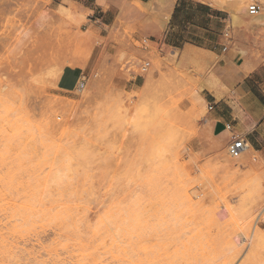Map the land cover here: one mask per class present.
<instances>
[{
    "label": "rangeland",
    "instance_id": "1",
    "mask_svg": "<svg viewBox=\"0 0 264 264\" xmlns=\"http://www.w3.org/2000/svg\"><path fill=\"white\" fill-rule=\"evenodd\" d=\"M87 1L0 0V204L15 209L30 242L34 227H44L38 263L20 254L3 264L44 263L53 248L110 263L129 246L172 254L185 238L205 255L203 264L244 263L245 245L230 252L227 242L241 233L246 212L264 206V159L258 152L257 168L229 169L227 146L215 136L219 105L207 110L218 103L212 67L158 43L165 0H98L106 13L80 18L82 5L97 0ZM221 16L231 39L226 52L219 43L220 53L264 71V30ZM66 66L81 68L84 94L58 88ZM185 191L190 208L175 199ZM151 203L160 215L155 208L142 214L141 226L170 230L130 242L131 214ZM256 226L264 237L263 217ZM253 259L246 264H264V245Z\"/></svg>",
    "mask_w": 264,
    "mask_h": 264
},
{
    "label": "crops",
    "instance_id": "2",
    "mask_svg": "<svg viewBox=\"0 0 264 264\" xmlns=\"http://www.w3.org/2000/svg\"><path fill=\"white\" fill-rule=\"evenodd\" d=\"M65 1L78 5L88 3L87 0ZM98 9L106 13L97 0L93 8L82 5L80 14H94ZM221 12L198 1L176 0L167 13L168 23L162 29L157 25V32L160 33L158 43L171 49H188L187 53L197 55L210 64L214 85L212 96L218 100L214 104L219 105L220 112V116L214 118L218 124L215 136L229 140L232 133L226 130L225 125L231 124L234 134H243L251 148L261 153L264 159V71L255 69L257 62L238 65V61L220 53L218 45H223L222 35L226 28ZM88 61L83 62V65L87 66ZM253 65L255 67L251 69ZM79 70L80 67H64L57 81L58 88L70 91L75 87L77 79L82 75L76 73ZM71 77L75 79L70 81ZM206 89L208 87L204 85L197 93L202 105L200 93ZM221 109L226 110V113H222Z\"/></svg>",
    "mask_w": 264,
    "mask_h": 264
},
{
    "label": "bare ground",
    "instance_id": "3",
    "mask_svg": "<svg viewBox=\"0 0 264 264\" xmlns=\"http://www.w3.org/2000/svg\"><path fill=\"white\" fill-rule=\"evenodd\" d=\"M161 1H164V0H161ZM165 1H166L165 12L168 13L176 0H165ZM194 1L205 3V4L213 7L214 9L225 12L228 16V21L230 24H240L243 22V23H246V26L249 29H258V32H259V30L260 31L264 30V0H260L262 2L263 9L261 10V12L259 14H257V16H254V17L248 15L247 8L250 4H247V3H251V2L256 1V0H194ZM137 2L140 3L139 0H137ZM159 2L160 1L158 0L157 3H159ZM228 2H230L231 4H229ZM160 7H163V6H160ZM78 16L80 18L83 17V15H81V14H79ZM245 19H248V21H245ZM81 35H82V38H86L89 35V32L88 31L82 32ZM187 50L185 52H187ZM254 67H255V65L251 66L250 68L253 69ZM85 85H86V83H85ZM85 85L82 88L81 84H79V86H77V88L75 89V92L80 93V94H84ZM238 135H243V134H238ZM231 136H232V134L230 135V137ZM230 137H229V139H230ZM216 139H218L221 143L226 144V146H227L228 140H225L223 137H220V136H217ZM226 154H227V152H226ZM227 156L224 154L222 159L224 158L227 161ZM258 157H259L258 152L254 151V149H252L251 146L249 145V149L239 159L228 161V164H229L228 167H229V169H234L235 167H237L239 165L246 164V165L252 166L253 168H255V167L257 168V166L259 164H261ZM260 159H261V157H260ZM58 163H59V160H58ZM164 166L165 165L163 164V167ZM166 166H168V165H166ZM153 198L155 200H160L158 203H160L163 200V198L161 196H157V197H153ZM175 199H176V201L178 200L180 203L186 205L187 208H190L192 203H193L192 196H191V194H189L188 191H185L182 195L175 196ZM34 200H35V198H34ZM37 202L39 203V201H37ZM153 203H151V205L146 206L142 210V212L135 211V213L131 214L130 222H131L132 227H127V229L124 228L125 229L124 237L127 238L130 242L132 239H134L136 237L138 238L141 236H143V237L145 236V238H146L147 235L155 236L162 229H165V230L169 229L170 230L171 227H142L141 226L142 222H145L141 219L142 214H146L150 210L155 208V213L153 215L154 216L160 215L159 209H156V205L158 203H155V204H153ZM160 204H162V203H160ZM23 207L26 209H31L30 206H23ZM14 210L15 209L8 211L5 207H3V205L0 204V264H3L4 261H6V260L10 261L11 259H14L15 257H17V255L20 256V254H23L27 258H31L33 261H36V263H38L37 260L39 258H41V256H39V255L36 256L35 250L38 247L40 249H42L40 246L39 240H38V235H40L44 232V227L42 225H40L39 227H37L39 230L36 229V227H34L35 230H32V232L35 231V233H36L35 239H34V241L30 242V238H28V236H26L27 232L23 229V223H20L23 220H22V218L18 217L16 211H14ZM166 212H169V209L165 210V213ZM255 214L257 217L255 216ZM260 216L263 217V219H264V206L261 209L257 208V209H253L250 212H246L242 218V220H243L242 224L239 225L238 227H236L238 230H240L241 233L240 234L238 233L236 235V237L234 236L232 239H230L227 242V245L229 247L230 252H236L238 250V248L245 245L244 253L246 256V260L242 264H246V262L253 259L256 256V254L258 252H260V250L263 248L264 237L256 232V229H257L256 222ZM253 220H254V222H253V225L251 226V231H250V233H248L247 231H248L250 224L252 223ZM134 225H136L137 227ZM175 229H178L181 231L183 228L182 227H175L172 229V231ZM203 231H204V229H203ZM106 232H107V230H106ZM56 233H53V234L56 235ZM189 233H190V231H189ZM56 236L59 237L58 234ZM44 240H43V242H44ZM139 243H141V242H139ZM85 245L86 244H84V246ZM136 245H137V243H136ZM63 247L65 248V246H63ZM194 248H195V243L190 238H185L183 240V242L181 243V246L178 249H176L174 251V253H172V254H169L167 252V250H165L164 247H160L159 250L157 252H155L151 248L145 247L142 245L140 247L136 246V249H134L133 247L130 248V246H129L128 250L122 248V249H120L119 254H117L116 256H114V255L111 256V262L110 263H105L100 258H93L90 256H83L80 254H78V255L68 254L66 257H63V255H62L63 251L60 254V253H58L56 248H53V249H50L49 251L45 252V255L48 257L49 261L44 262V263L40 262V264H203L204 260H205V258H204L205 255L204 254L198 255V253L194 254L193 253ZM66 251H68V249ZM64 254H65V252H64Z\"/></svg>",
    "mask_w": 264,
    "mask_h": 264
},
{
    "label": "built area",
    "instance_id": "4",
    "mask_svg": "<svg viewBox=\"0 0 264 264\" xmlns=\"http://www.w3.org/2000/svg\"><path fill=\"white\" fill-rule=\"evenodd\" d=\"M263 9V6L259 4L257 1H253L250 3V5L247 8V13L249 16H257ZM223 45L222 50L223 52L227 51V46L224 44L225 42H229L231 37H229L228 33H223ZM144 43V42H143ZM149 62H144L142 65V71H147V68L149 67ZM86 81L85 78L80 75V77L77 79L75 83V89L79 84H81V87L83 88ZM215 107V104L208 103L207 110L212 111ZM226 130L232 133V136L230 137L228 144H227V155L231 160L239 159L248 149H249V143L246 140L245 136L234 134L231 124L225 125Z\"/></svg>",
    "mask_w": 264,
    "mask_h": 264
}]
</instances>
